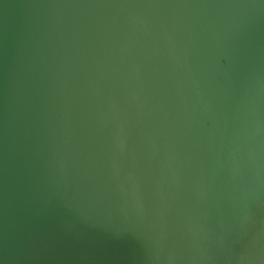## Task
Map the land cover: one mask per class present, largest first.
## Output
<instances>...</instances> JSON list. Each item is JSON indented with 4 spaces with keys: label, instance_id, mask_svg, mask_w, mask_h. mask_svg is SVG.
I'll return each mask as SVG.
<instances>
[{
    "label": "water",
    "instance_id": "water-1",
    "mask_svg": "<svg viewBox=\"0 0 264 264\" xmlns=\"http://www.w3.org/2000/svg\"><path fill=\"white\" fill-rule=\"evenodd\" d=\"M0 264H264V0H0Z\"/></svg>",
    "mask_w": 264,
    "mask_h": 264
}]
</instances>
